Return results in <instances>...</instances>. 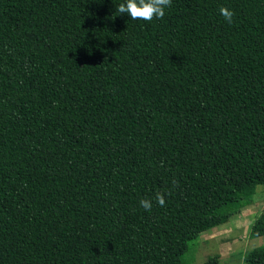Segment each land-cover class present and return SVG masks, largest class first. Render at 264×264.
Instances as JSON below:
<instances>
[{
    "label": "trees",
    "instance_id": "trees-1",
    "mask_svg": "<svg viewBox=\"0 0 264 264\" xmlns=\"http://www.w3.org/2000/svg\"><path fill=\"white\" fill-rule=\"evenodd\" d=\"M122 3L0 0V264H194L264 187V0Z\"/></svg>",
    "mask_w": 264,
    "mask_h": 264
},
{
    "label": "crops",
    "instance_id": "crops-1",
    "mask_svg": "<svg viewBox=\"0 0 264 264\" xmlns=\"http://www.w3.org/2000/svg\"><path fill=\"white\" fill-rule=\"evenodd\" d=\"M242 207L238 212L234 213L229 217V219L224 222V227L218 231L210 230L205 231V235H208V240L214 241V244L220 245L221 242L227 243L223 246H217L219 249V255H235L236 252H239L242 246L241 242H249V232L251 226L257 217L258 213L250 212V209H243ZM218 238L216 241L214 238ZM207 239H203V242L208 243ZM244 251V250H243ZM231 264V263H229Z\"/></svg>",
    "mask_w": 264,
    "mask_h": 264
},
{
    "label": "rangeland",
    "instance_id": "rangeland-1",
    "mask_svg": "<svg viewBox=\"0 0 264 264\" xmlns=\"http://www.w3.org/2000/svg\"><path fill=\"white\" fill-rule=\"evenodd\" d=\"M243 209H250V212L258 213V214H260V212H262L264 210V187L263 186H261V185L257 186L256 192L252 195L251 203L248 205H245ZM258 214H257V216H258ZM223 224L224 223H222L218 226H215V227L211 228L210 230L218 231L224 227ZM207 237H208V235H205V233H202L198 238V240H200L202 243H201V246H200L198 252L195 255L194 264H199V263L203 262L207 257L217 254L219 252V249H220V247L218 249L217 246H223V245L227 244V243H223V242H221L220 245H219V243L214 244L213 243L214 241H212V240L209 241ZM203 239H207V241H209V244L203 242ZM217 239H218L217 237L214 238L215 241ZM247 240H248V238H247ZM247 240H246V243L245 242L240 243V246H242V248L240 249L239 252H236L235 255H230V256L220 255V257H219L220 263L221 264H229V263H231V264H242L243 254L247 249L264 243V237L249 238V242H247Z\"/></svg>",
    "mask_w": 264,
    "mask_h": 264
},
{
    "label": "clouds",
    "instance_id": "clouds-1",
    "mask_svg": "<svg viewBox=\"0 0 264 264\" xmlns=\"http://www.w3.org/2000/svg\"><path fill=\"white\" fill-rule=\"evenodd\" d=\"M172 0H126L118 6L117 11L120 14H127L133 20L151 21L155 19H163L165 8L170 7ZM221 15L228 23L232 22L234 13L226 7L220 8ZM156 200L160 206L165 203L163 194L157 193ZM141 206L145 210H151L152 203L145 198L140 201Z\"/></svg>",
    "mask_w": 264,
    "mask_h": 264
}]
</instances>
